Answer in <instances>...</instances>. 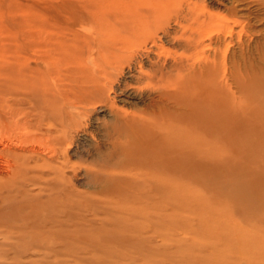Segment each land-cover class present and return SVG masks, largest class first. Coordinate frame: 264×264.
I'll return each mask as SVG.
<instances>
[{"label":"bare ground","instance_id":"6f19581e","mask_svg":"<svg viewBox=\"0 0 264 264\" xmlns=\"http://www.w3.org/2000/svg\"><path fill=\"white\" fill-rule=\"evenodd\" d=\"M183 5L104 0L85 22L91 30L68 41L39 44L34 23L32 47L43 54L32 89L0 97V264H66L50 254H90L92 264L149 258L171 220L162 210L177 206L179 178L234 202L238 264H264V44L238 87V56L209 34L213 17ZM129 100L137 103L118 105ZM228 133L238 163L203 164Z\"/></svg>","mask_w":264,"mask_h":264},{"label":"rangeland","instance_id":"374dc122","mask_svg":"<svg viewBox=\"0 0 264 264\" xmlns=\"http://www.w3.org/2000/svg\"><path fill=\"white\" fill-rule=\"evenodd\" d=\"M102 1L104 0H0V97L11 93H26L32 89L29 80L34 76L32 72L39 69L35 56L39 54L40 57L43 54L35 53L32 47L34 23L38 26L36 30L42 32V37L36 38L39 44H43L45 38L57 39L60 36H66L67 41L72 40L73 30H79L82 34L91 30V26L85 22L91 13L98 11ZM178 1L179 4H184V7L188 2L205 8L213 17V26L209 34L212 38L222 37L227 40L229 54L236 53L238 56V68H240L238 69V87L240 82L248 83L252 78L251 74H248V71L251 72L250 61L255 64L260 62L256 46L264 44V0H238L236 5L233 3L236 0H176V4ZM164 4L166 0H142L143 7L152 5L160 9ZM234 6L238 11V19L232 15ZM236 20L238 24H235ZM171 27L172 29L176 27L174 22ZM163 42L166 44L165 41ZM239 93L238 88V97ZM129 101L130 104L118 103V105L128 109L137 103L133 100ZM138 105L141 106V104ZM91 127L92 130L94 124H91ZM235 136H232L234 140ZM79 138L80 141H85L84 144H88L84 135L81 134ZM226 139L222 147L213 146L215 152L209 155L206 162L202 161L203 164L207 162L211 164L238 163V142L232 140L231 134ZM74 151L75 148L71 151L72 153L70 152L72 157ZM233 157L235 161L232 160ZM229 169L230 167L227 166L225 169L227 173ZM179 181L182 187L177 193V206L174 212L171 215L172 211L166 208L161 212L162 215H170L171 220L164 219L165 223L161 222V236L155 243L158 249L157 256L156 254L149 258L136 256L133 259L114 257L112 264H131V262L135 264H238V212L235 210L234 202L220 195L219 198L217 191L202 187V183L181 178ZM187 183L188 185H184ZM76 185L80 191L84 190L82 178L76 182ZM206 214L208 216L211 214L213 221L210 216L208 219L204 218ZM202 218L206 226L210 227L207 228L204 225ZM206 220L209 221L206 223ZM197 246L201 249H197ZM37 258L33 256V259ZM93 258L90 254H82L79 260L65 256L57 259V256L53 254L47 257L50 263L64 260L66 264H79L78 261L81 260L80 264L83 261L92 264L89 261L95 259ZM203 259H206L207 263Z\"/></svg>","mask_w":264,"mask_h":264}]
</instances>
